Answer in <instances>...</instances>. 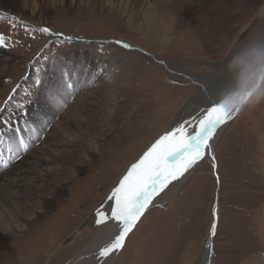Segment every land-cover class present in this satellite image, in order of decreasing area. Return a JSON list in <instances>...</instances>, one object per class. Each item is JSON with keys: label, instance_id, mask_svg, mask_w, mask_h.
<instances>
[{"label": "rangeland", "instance_id": "rangeland-1", "mask_svg": "<svg viewBox=\"0 0 264 264\" xmlns=\"http://www.w3.org/2000/svg\"><path fill=\"white\" fill-rule=\"evenodd\" d=\"M166 2L180 13L162 0H0V167L32 164L24 151L44 136L63 145L56 153L38 150L52 163L29 167L39 176L24 188L32 216L11 231L0 227V264H69L107 226L91 227V215L131 165L189 108L203 113L207 101L234 89L236 73L264 53V0H200L186 10L180 0ZM163 8L173 20L169 30L160 25ZM191 77L210 92L193 105L199 86ZM258 82L217 140L216 169L205 157L181 185L170 183L113 264H203L216 201L213 264H264V72ZM13 246L16 253L6 251Z\"/></svg>", "mask_w": 264, "mask_h": 264}, {"label": "bare ground", "instance_id": "bare-ground-1", "mask_svg": "<svg viewBox=\"0 0 264 264\" xmlns=\"http://www.w3.org/2000/svg\"><path fill=\"white\" fill-rule=\"evenodd\" d=\"M166 1L167 0H162V3L164 2L165 5H167V6L169 5L170 6L173 15H177L178 13H180L179 8H176V7L172 6L170 3L166 2ZM180 1H181V3H183V6H184L183 9H185V10L189 6H192L193 4H199V2H200V0H180ZM201 2H202V0H201ZM163 9H160L159 10V11H162L163 12L162 14H160L161 23H162L160 25L161 26L163 25V30H164V28H166V29L169 30L174 25L173 24V20L172 19H168V17H166L167 16V14L165 13L166 12V9H164V10ZM167 22H170V23H167ZM28 25L31 26V27H34V28L35 27L41 28V29L43 28L41 25H36V26L31 25V24H28ZM46 35H47V37H51L52 39H54V38L57 37V35L55 33H53L52 31L47 32ZM64 38H68V39L75 38V39H72V41L73 40L76 41V42L78 41V39L76 37H72V36H68V37L67 36H64ZM49 41H51V40H49ZM138 50H140V49H138ZM141 51L144 52L143 50H141ZM146 59L149 60L150 62H154V59H151L150 57H147ZM156 60L159 63L157 65H159L166 73L170 74V76L173 79H178V80H181L182 79V80H185V81H189L188 80V79H190V76L189 75L184 74V73H182L180 71H177L175 68L172 67V65L169 62H166L165 63L164 61H161L159 59H156ZM263 64H264V53L262 54V56L260 57V59L258 61L252 62L251 63V66L249 68H247V70L245 69L246 71L243 70L242 72L236 73V74H238L239 77H237L238 78V82L235 83L236 84V87L234 89L229 88V90H226L228 87H226V85L224 84L225 81L223 82V80H222V83H217L218 85L225 86V90L226 91H224V93H223V95L221 97H222L223 100H225V99L227 100L223 113H220L219 115H230L232 117L236 112H239V113L241 112L242 107L247 104V101L250 99V97L252 95V92L255 89L256 83L258 82L257 79H259V78L261 79V77H260L261 76L260 71H262ZM179 75H184V76L187 77V79L185 77H184L185 78L184 79L182 76L179 77ZM191 78L193 80H195V82L199 86L198 93L195 94V96H193L192 99H190V101H191V103L193 105V101L197 100L199 97L205 99V97L207 95L210 96V92L208 90V87L205 86V84L203 83V80L201 78L200 79L195 78V77L194 78L191 77ZM26 79H28V77H26ZM243 81H244V83H242ZM191 83H193V82H191ZM22 84H23V82H22ZM227 86H228V84H227ZM18 87H20V86L18 85ZM18 87H16V89H18ZM209 96H208V98L210 99ZM222 99H219L218 98L216 100L207 101L206 107H209L210 105H212L214 103L217 104L218 103L217 101L218 100L221 101ZM198 102H199V100H198ZM199 107H200V105H199ZM237 115H238V113H237ZM202 117H203L202 111L200 113V112H198V110L196 108H193L191 110L189 108V110L184 115V118L183 119H180L179 118L177 121H175V123L171 127H169V129L166 132L171 131L178 124H180L181 122L190 120V118H196V122H198V119L199 118H202ZM229 121H231V119L228 120L226 123L222 124L217 129L214 138L210 142L211 143L210 154L207 155V156H205V157H209L211 160H212V157L213 156L215 158V154H214L215 146L218 143L219 139H221L222 134L224 132V129L230 123ZM24 122H26V121H24ZM14 125H16V124H14ZM0 129H2V128L0 127ZM54 136L56 137L57 135H54ZM50 137H52V136H50ZM50 137H48V138L45 137V136L42 137L41 140L38 141L40 143H39V145L37 147L36 146H33L32 144H30L28 146V150L27 151L26 150L24 151V153H26V156L25 155L24 156L26 158H29V161L32 162V164H29V163L26 164L25 163L22 167L19 168V166L17 165V163L14 162L13 165H11L7 170H5L4 168H7L8 166H5L3 168L0 167V227L6 229L7 231H11L14 228V222L15 221H19V219L24 221L25 218L28 219V218H30L32 216L31 211L34 209V207L33 206H27L26 205L27 202H30V196L31 195L30 194H25V192H27V191L24 188L32 180H37L39 176H36L35 178L34 177L32 178V176L29 173V171L32 169V166H34V169H35V166H37V167L39 166L38 168L45 169V167L48 164L52 163V158L51 157H50L51 160L43 159V157L42 158H38L39 157L37 155L38 150L40 149V147H42V145H44V147L41 148L44 153H46V152H48V153H51V152L56 153V151L58 149L60 150L61 148H63V145H61V144H58L57 143L59 146L58 145H55V142H53L54 139L53 138H50ZM3 148H6V147H3ZM6 149H8V148H6ZM42 151H41V153H42ZM47 156H49V155H47ZM22 160L23 159H21V161ZM33 161H34V163H33ZM19 162H18V164H19ZM199 162L197 163L196 166H194L192 169H190L189 172L185 173V175L183 177H181L180 179L176 180L178 185H181L186 180V178L188 176L190 177V175L193 173L192 171L195 170L196 167L199 165ZM30 166H31V169L29 168ZM1 170L2 171H5V173L4 172H1ZM13 170H14V172H13ZM50 173H51V171H50ZM36 174H37V172H36ZM29 190H31V188ZM31 191H33L34 193H36L35 189H32ZM175 192H176V190L173 189L169 194L166 193L167 195L165 196V198L163 200L166 201L169 197H171L172 195H174ZM20 193H22V194H20ZM156 198L157 197L154 198L152 204L149 205L148 209L145 211L144 214H146L151 208H153V206L155 204L161 202V200L160 201H159V199L156 200ZM110 206H111V201H108L101 208L104 210L105 208L106 209L107 208H110ZM217 212H218V216L216 217V222H217V219L219 217V210L218 209H217ZM143 217H144V215H143ZM9 219H12V222H13V226L11 228H10V224L7 223L9 221ZM89 223H90V226L91 227H94L95 226V224H96V211L93 212V214L91 215V220H90ZM116 234H118V226L116 225L115 222L109 221L108 224H107V226H105V229L102 232L98 233V235L93 239L92 243H90L88 245V247H86L77 256H75L73 258V260L70 261L69 264H113L115 262V260H116V257H118L117 256V254H119L118 252H120V251H117L114 254L110 255L106 259V261H102L98 257V252H99V249L101 247H103L104 245H106L107 243H109L114 238V236ZM28 236H30V235H28ZM2 237H4V236L0 233V238H2ZM211 237H212V239H214L213 238L214 236H211L210 235L208 237L209 239L207 241V245H206V248H205V252L203 254V264H213V257H212V254H213V252H212V241L213 240L210 239ZM28 240L29 239H27V241ZM31 242H32V240H31ZM210 242H211V244H210ZM6 251H10V252H12V254H14V253L17 252V248L14 249V246H13L12 249H10V250L9 249H6ZM5 253L6 252L3 251L2 253H0V256L1 257L4 256ZM8 256H9V254H8ZM11 264H13V263H11Z\"/></svg>", "mask_w": 264, "mask_h": 264}, {"label": "snow or ice", "instance_id": "snow-or-ice-1", "mask_svg": "<svg viewBox=\"0 0 264 264\" xmlns=\"http://www.w3.org/2000/svg\"><path fill=\"white\" fill-rule=\"evenodd\" d=\"M12 19L16 20L15 17ZM25 27L27 28V26ZM39 30L49 32L47 28ZM116 43L121 44L124 48H130V45L120 41ZM71 86V84L67 85L69 88ZM203 113V117L199 118L198 122H196V118H190L166 132L144 152L136 163L131 165L108 197V200L112 202L110 215L102 208L96 210L98 225L101 222L111 221L118 226V234L99 249L98 257L102 261H106L110 255L123 248L126 236L132 231L157 195L210 154V142L217 129L232 118L230 115L217 114L214 107H206ZM3 124L8 128L13 126L11 121H4ZM19 146L20 149H26V144L22 139L19 140ZM8 150L12 151L11 146ZM212 166L214 170L217 167L214 156L212 157ZM217 182H219L218 175ZM212 216L210 235L214 236L216 217L218 216L215 208L212 211Z\"/></svg>", "mask_w": 264, "mask_h": 264}, {"label": "water", "instance_id": "water-1", "mask_svg": "<svg viewBox=\"0 0 264 264\" xmlns=\"http://www.w3.org/2000/svg\"><path fill=\"white\" fill-rule=\"evenodd\" d=\"M5 16H10L11 17V15H9V14H4ZM9 17V18H10ZM11 18H13V17H11ZM16 21L18 22V23H20L21 21H19L18 19H16ZM20 24H22V23H20ZM26 26H28V24H26ZM29 28H34V27H31V26H28ZM57 37H58V35H57ZM112 44H116V45H118V46H121V44H117L116 42H112ZM121 47H123V46H121ZM124 48V47H123ZM125 49H128V48H125ZM44 50V49H43ZM135 50H137L141 55H143V56H145V58H147V57H150L151 59H154V63H156V64H159L158 63V61L154 58V57H152L151 55H149V54H146L145 52H142L141 50H138V49H135ZM264 72V64H263V67H262V71H260V74H261V76H262V73ZM260 76V77H261ZM259 80H260V78H259ZM258 80V81H259ZM257 83H259V82H257ZM258 85V84H257ZM220 101V100H219ZM219 101H217L218 103L217 104H212V105H210L211 106V108H213L214 107V109L216 110V113L217 114H220V113H223V111H224V108H225V105H226V102H227V100L225 99V100H221L220 102ZM237 113L238 112H236L233 116H232V118H231V120L237 115ZM230 122V121H229ZM214 208L217 210L218 209V203H217V201H216V203H215V205H214ZM127 237V236H126ZM210 239H212V237L210 238ZM210 244H211V242H210Z\"/></svg>", "mask_w": 264, "mask_h": 264}]
</instances>
